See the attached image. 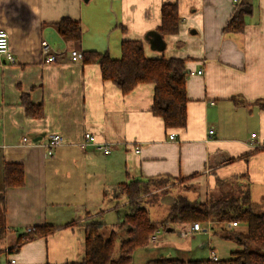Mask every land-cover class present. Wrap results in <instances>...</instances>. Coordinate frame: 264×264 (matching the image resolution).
<instances>
[{
    "label": "crops",
    "instance_id": "crops-1",
    "mask_svg": "<svg viewBox=\"0 0 264 264\" xmlns=\"http://www.w3.org/2000/svg\"><path fill=\"white\" fill-rule=\"evenodd\" d=\"M167 4L177 6L180 22L176 34L161 37V9ZM240 5L251 11L242 32L234 33L227 26ZM63 19L79 23L78 42L58 34L56 24ZM0 30L7 32L15 59L6 64L0 57V211L6 239L0 240V264H81L85 225L103 224L105 238L116 231L128 205L120 187L131 180L162 187L190 179L186 182L198 196L187 190L177 196L200 203L218 183L233 181L249 186L251 200L256 194L264 198V110L258 106L264 99V0H0ZM42 40L57 54L56 63H42ZM124 41L142 42L148 59L184 61V129H166L152 114L154 85L123 94L102 79L97 64L70 60L72 50L119 60ZM22 94L43 107L42 119L26 116ZM86 133L111 152L83 147ZM49 135L63 139L51 156L45 149ZM5 164L23 166V187L4 188ZM177 196L159 195L155 213L164 207L169 211ZM152 223L156 242L150 238L146 249L133 254L132 264L138 252L144 254L142 264L205 261L216 253L213 238L239 248L234 239L212 236L217 224L209 222L208 229L184 238L192 224ZM43 226L57 230L8 254L6 243L15 240V233ZM222 227L226 234L247 235L242 224ZM172 234L178 239H170ZM231 249L222 258L215 254L216 261L229 259L236 251Z\"/></svg>",
    "mask_w": 264,
    "mask_h": 264
},
{
    "label": "trees",
    "instance_id": "trees-1",
    "mask_svg": "<svg viewBox=\"0 0 264 264\" xmlns=\"http://www.w3.org/2000/svg\"><path fill=\"white\" fill-rule=\"evenodd\" d=\"M251 11L247 5H240L233 13L227 30L241 33L244 17ZM161 28L158 35L176 34L179 27L178 9L175 5H163L161 9ZM58 34L66 41H79L81 29L79 23L63 19L56 24ZM226 30V31H227ZM84 63H95L100 67L102 79L116 85L123 94H128L141 84L154 85L151 112L160 117L166 129H184L186 126L187 97L185 79L187 72L184 61L177 59H148L144 55L140 41H124L121 44V57L112 60L108 54H84ZM25 114L31 119H42V106L33 105L26 95L20 96ZM258 106L264 110V99ZM195 176L191 177L194 178ZM151 181L131 180L121 185V193L128 201L127 214L116 231L103 236V224L90 222L85 225V258L81 264H132L133 254L148 247V240L157 227L148 217L142 205V196L147 193ZM233 184H236L233 187ZM4 188L24 186V168L20 164H5L3 170ZM218 192L205 202L190 201L177 196L169 208L164 220L166 225H185L193 223L242 224L247 227V235L221 232L222 238L234 239L238 250L227 260L191 261L183 263L177 260L161 259L154 264H264V214H257L251 208L248 185L240 186L236 181L228 184L218 183ZM3 201V194L0 202ZM85 221H89L86 219ZM73 226L72 223L64 227ZM30 233H15L8 254H12L24 243L39 238H47L55 233L57 226L32 228ZM5 237L4 222L0 211V240ZM0 241V242H1Z\"/></svg>",
    "mask_w": 264,
    "mask_h": 264
},
{
    "label": "built area",
    "instance_id": "built-area-1",
    "mask_svg": "<svg viewBox=\"0 0 264 264\" xmlns=\"http://www.w3.org/2000/svg\"><path fill=\"white\" fill-rule=\"evenodd\" d=\"M40 56H41L42 63L45 65L54 64L58 60L57 54L53 51L51 45L48 42L43 41V40L40 42ZM69 56H70L71 62L77 63L83 60V54L77 50H72ZM0 57L4 58L2 63H6V64L15 63L13 54L10 51L9 37H8L7 32L4 30H0ZM197 74L201 75L202 71L197 72ZM190 75H193V73H190ZM212 134H213V130L211 129L209 130L208 135L211 136ZM174 138H175L174 135H171L170 139L173 140ZM46 140H47V143H46L45 149L47 151L48 156H51L53 151L63 144V139L59 135H49L46 138ZM87 146H93L105 155H108L111 152L110 146L106 144H98L92 135L86 133L83 137V147H87ZM261 148L264 149V143L261 144ZM208 225H209V222H207L205 226L200 223H193L189 230H186L182 233L183 237L189 238L195 232L204 231V229H208ZM228 226L230 228H235L238 226V224L233 222V223H230ZM32 231H33L32 227L27 228L25 230V232L27 233H30ZM155 242H156L155 238L151 237L150 243L154 244ZM209 260L216 261L215 254L213 252L210 254ZM9 264H16V262L14 260H10Z\"/></svg>",
    "mask_w": 264,
    "mask_h": 264
},
{
    "label": "rangeland",
    "instance_id": "rangeland-1",
    "mask_svg": "<svg viewBox=\"0 0 264 264\" xmlns=\"http://www.w3.org/2000/svg\"><path fill=\"white\" fill-rule=\"evenodd\" d=\"M187 180H190V179H178L176 182H171V181L168 182L167 181V183L165 182L164 185L162 184V187H158L160 185L159 182L150 184L148 186L147 193H145L142 196V202L143 203L145 202L144 206L148 210V212L150 214L149 218H150V220L152 222H154L157 225H160L162 223V220H165V218L167 216L168 209H166V207H164V205H162L164 207V209L162 211H158L156 213L154 211V209L157 208V205H153V204L157 203V199H158L159 195H160V197H162L164 194L170 193V192L173 194V196L184 195L183 194L184 192H181L183 190H187L188 192H194L196 194V190L197 189H194V187H191V185H189L188 182H186ZM235 185L236 184H233V187ZM156 189H159V191H161L159 195H156L154 193V192H157ZM215 192H218V189ZM195 196L197 197L198 195L196 194ZM210 196H212V193L209 194V195H206L205 201L208 198H210ZM262 197L263 196H258L256 194L254 199L251 200V203H252L251 204V208L257 214H263L264 213V198L262 199ZM146 199H148V200H146ZM149 202H151V204ZM217 225H219V224H217ZM222 228H223L222 225L214 227L215 235L212 234V236H214V237L220 236L221 232H222V230H221ZM227 228H229L228 225H227ZM163 235H164V233H163ZM165 236H168V235H165ZM169 238L173 239V240H177L178 236L176 234H172V235L169 236ZM3 240L6 241L5 238ZM5 243L6 242H2V244H5ZM9 243H11L10 240H8L6 244L9 245ZM195 243L196 242H194V246H195ZM211 245L214 246V250H216L215 254L219 258H222L221 256H224V255H226L228 253V247L230 249L231 248H235L234 242L231 241V242L227 243L225 241H221L219 238H213L211 240ZM217 245H218V248L216 247ZM3 247H4V245H3ZM231 250L235 251V250H238V248L236 246L235 249H231ZM207 251H208V249H207ZM149 252H153V250H148V253ZM142 253L143 252H138V257L136 258V263L135 264H142L141 262H142V259L144 257V254H142ZM174 254L177 255V253H175V252H174ZM198 256L200 258L202 257V255H198ZM199 257H197V258L200 259ZM205 258H208V257H205Z\"/></svg>",
    "mask_w": 264,
    "mask_h": 264
},
{
    "label": "water",
    "instance_id": "water-1",
    "mask_svg": "<svg viewBox=\"0 0 264 264\" xmlns=\"http://www.w3.org/2000/svg\"><path fill=\"white\" fill-rule=\"evenodd\" d=\"M156 40H157V42H158L161 46H163V43H162V41H161V37H157ZM151 44H152V42H151Z\"/></svg>",
    "mask_w": 264,
    "mask_h": 264
}]
</instances>
